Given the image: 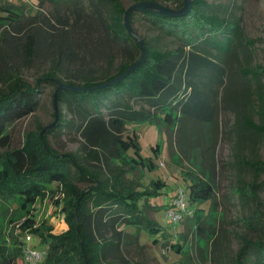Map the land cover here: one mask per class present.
Segmentation results:
<instances>
[{"label":"trees","instance_id":"trees-1","mask_svg":"<svg viewBox=\"0 0 264 264\" xmlns=\"http://www.w3.org/2000/svg\"><path fill=\"white\" fill-rule=\"evenodd\" d=\"M45 1L58 8L48 13L39 8L35 14H26L24 4L0 0V149H4L0 152V196L17 202L18 209L27 216L21 229L35 232L48 244L42 264H133L127 254L130 246H144L137 232L127 231L129 226L160 232L170 248L183 255L182 264H200L185 255L188 233H180L178 240L171 242L172 234L146 214L145 207L157 206L140 205L142 198L158 194L166 183L157 179L151 188L140 190L139 182L128 176L138 168L153 169L156 164L152 158L142 157L137 134H126L127 124L155 120L181 126L186 118L211 124L226 69L204 50H231L242 37L239 20L208 0H193L191 8L182 15L162 13L154 7L134 10L130 16L132 26L142 14L161 34L182 43L176 48H162L142 37L148 51L139 66L102 88H61V107L54 126L43 134V128L27 133L25 143L12 148L9 128L39 108L41 83L49 82L56 88L61 84L95 87L113 80L143 55L140 43L125 26L127 8L121 0L42 3ZM171 1L176 10L184 7V0ZM28 9L31 11L32 7ZM36 66L43 73L39 72L37 82L32 84L24 78L23 70ZM262 70L259 67L250 75L260 79ZM256 100L248 101L249 111L264 115L263 92ZM64 110L72 118H67ZM244 120L264 135V124H255L247 116ZM64 129L79 135L81 142L76 152L61 153L51 146L48 135L63 133ZM131 148L140 158L128 155ZM153 150L158 154L160 145ZM249 165L264 171V157ZM184 174L191 179L188 202L211 201L207 213L197 207L187 215L193 220L195 233L209 241L216 232V225L210 221L218 207L215 183L207 172L202 176ZM78 183L89 185L81 189ZM52 184H63L66 192L64 211L69 228L61 235L34 227L35 204ZM258 186L257 182L249 186L254 193L239 189L244 202L254 199ZM260 206L244 220L258 237L244 236L233 264H264ZM20 256V246L0 244V264H17Z\"/></svg>","mask_w":264,"mask_h":264},{"label":"rangeland","instance_id":"rangeland-1","mask_svg":"<svg viewBox=\"0 0 264 264\" xmlns=\"http://www.w3.org/2000/svg\"><path fill=\"white\" fill-rule=\"evenodd\" d=\"M128 9L136 2L134 0H121ZM144 1V0H142ZM234 20H239L242 37L231 50L220 53L215 49H206L226 69L224 85L219 89L211 124L201 123L186 118L181 126L169 125L164 121L148 120L142 122H129L126 134H137L140 153L143 158H152L156 166L153 169L145 167L129 172L128 176L137 180L139 189L151 188L152 181L161 179L166 186L158 194L149 198H142L140 205L146 203L157 207H145L146 214L153 218L168 233L172 234L171 242H176L180 233H188V246L185 255L200 264H215V259L227 264H233L237 251L241 248L244 236L256 239L254 231L248 229L245 218L249 216L259 204L264 220V171H258L249 165L264 157V135L247 126L245 116L255 124H264V115L257 110L249 111L247 103L260 92L264 94V0H208ZM14 5L24 4L26 14H35L39 8L48 13L58 7L52 2L42 0H3ZM170 8L176 4L171 0H159ZM29 7H32L29 11ZM135 29L141 37H146L162 48H176L182 42L178 38L168 37L160 33L138 15ZM2 27H0V32ZM263 67V75L256 79L250 72ZM39 66L23 70L24 78L32 84L38 80ZM41 73V74H42ZM41 104L32 114L11 125L9 132L12 137V148L20 147L25 143L26 134L39 131L46 132L51 129L59 114L54 104L56 92L55 85L41 83ZM140 105V104H139ZM138 105V106H139ZM67 118L72 114L64 110ZM45 129V131H44ZM50 144L61 153L76 152L80 145V137L75 131L64 129L63 133L52 132L48 135ZM160 145L158 154L153 147ZM4 149H0L3 152ZM130 157L140 158L135 149L128 151ZM163 163V164H162ZM184 172H194L204 175L210 174L215 183V199L218 202L217 212L210 220L215 224L216 232L212 239L207 241L195 233V225L190 216H185L178 223H172L167 218V212L172 200L180 188L188 190L191 179L186 178ZM257 182L259 185L254 199L245 201L241 197L240 188L253 192L249 186ZM81 189L89 184L78 183ZM254 193V192H253ZM188 200V192H187ZM66 192L63 184H52L35 204L33 209L36 223L35 228L41 227L44 232L55 235L65 233L69 224L66 219L64 206ZM188 202V201H187ZM189 204V210L197 207L203 208L207 213L211 201ZM157 208V210H155ZM27 218L19 209L18 203L4 199L0 196V244L10 248L14 245L21 247V256L17 264H22L24 255L25 234H32V245L46 249L48 244L42 242L40 235L30 230H22L21 224ZM262 222V221H261ZM128 232H137L140 243L133 244L127 254L133 264H182V254L172 250L166 238L160 232H151L145 227L129 226ZM197 232V231H196ZM158 239V241H154ZM48 253V249H46ZM47 256V254H46ZM74 255L72 254L71 257ZM45 259L39 263L42 264ZM25 263V262H24Z\"/></svg>","mask_w":264,"mask_h":264},{"label":"water","instance_id":"water-1","mask_svg":"<svg viewBox=\"0 0 264 264\" xmlns=\"http://www.w3.org/2000/svg\"><path fill=\"white\" fill-rule=\"evenodd\" d=\"M192 1L193 0H184V7L180 10H176L174 8L172 9V8L167 7L166 5H164L158 1H154V0L138 1L134 5L129 7L126 10V14H125V26H126L128 32L134 38H136V40L140 43V45L143 49V55L141 56V58L139 60H137L135 63H133L132 65H130L124 72H122L119 76H117L113 80H111L107 83L101 84V85H97L95 87L85 88V87H74V86L67 85V84L59 85L56 89L55 96H54L55 97L54 98L55 107L58 108V93H59L61 88H72V89L76 88L79 90H86V89L94 90V89L102 88V87H105L107 85H111V84L116 83L117 81L122 79L125 75L130 73L132 70H134L137 66H139L144 61V59L146 58V55H147V51H148L146 43H145L144 39L134 30L133 26L130 23V16L134 10L154 7V8L159 9L162 13H167L170 15H182V14H185L191 8ZM57 119H58V114H57ZM44 131H45V129H44ZM42 134H43V132H42ZM81 245H82V250H83L84 256L86 257V251H85V247H84L83 242L81 243Z\"/></svg>","mask_w":264,"mask_h":264},{"label":"built area","instance_id":"built-area-1","mask_svg":"<svg viewBox=\"0 0 264 264\" xmlns=\"http://www.w3.org/2000/svg\"><path fill=\"white\" fill-rule=\"evenodd\" d=\"M163 164V163H162ZM187 190L180 188L174 199L172 200L170 207L167 212V218L172 223H178L185 216L192 213V210H189V204L187 202ZM32 234H25L24 239V255L23 261L26 264H39L46 257V250L40 249L35 245H32Z\"/></svg>","mask_w":264,"mask_h":264}]
</instances>
